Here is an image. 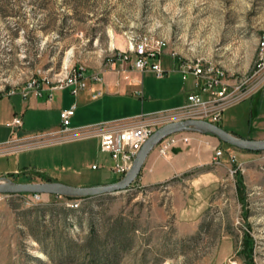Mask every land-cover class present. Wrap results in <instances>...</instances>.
<instances>
[{
    "label": "rangeland",
    "instance_id": "rangeland-1",
    "mask_svg": "<svg viewBox=\"0 0 264 264\" xmlns=\"http://www.w3.org/2000/svg\"><path fill=\"white\" fill-rule=\"evenodd\" d=\"M143 34L165 40L162 62L202 59L222 67L231 82H241L242 100L224 110L217 125L243 140L264 139V68L256 67L264 40V0H0V94L20 90L33 78L53 83L74 67L92 78L110 68L108 58L127 51L129 41ZM122 64L131 70L129 63ZM177 69L162 78L149 70L128 71L144 89L133 100L137 106L144 101L146 112L139 115L185 105L190 82ZM103 105L72 118L70 128L108 122L121 113L105 111ZM87 140L69 138L25 150L22 172L2 178L42 183L40 171L45 170L69 186L115 183L121 176L110 170V156L100 153L99 161L97 147ZM218 149V165L207 163L150 186L138 175L126 190L89 200L40 194L34 201L30 193L0 194V264H59L44 249L53 252L57 232L61 240L82 237L89 211L100 230L116 220L129 229L130 246L115 253L114 264H264V151L220 140ZM103 160L105 168L91 169ZM71 203L78 204L75 213L57 227L60 208ZM78 214L80 222L74 218ZM42 230L43 244L34 237Z\"/></svg>",
    "mask_w": 264,
    "mask_h": 264
},
{
    "label": "crops",
    "instance_id": "crops-1",
    "mask_svg": "<svg viewBox=\"0 0 264 264\" xmlns=\"http://www.w3.org/2000/svg\"><path fill=\"white\" fill-rule=\"evenodd\" d=\"M179 63L178 59L167 58L162 62V65L167 74L170 69L179 67ZM127 68H124V64H114L112 67L101 72V82L92 81V74L89 78L84 77L82 89L76 95L72 93L71 88H64L54 92H50L46 89L41 96L30 94L27 98H23L19 90H16L14 94H9L8 92L0 94V162L2 160L7 161V165L0 163V175H3L0 176V178L22 172L19 169L21 165L20 154L25 150L47 146L69 138H87L89 139L87 141L92 142L93 146L97 147L99 152L97 159L100 161V153L102 152L99 149L98 135L101 132L129 128L142 124H151L156 128L181 119V117L172 115L170 113L171 111L152 115H139L140 113L146 112L144 109V101L143 103H140L142 102L140 101L137 106L133 100H136V95L139 93L143 94L144 89L142 90L140 88V80L137 76H128V71H130V73L136 72ZM179 74L181 73L179 72ZM186 80L190 82V85L185 93V101L187 96L196 90L194 78L189 76ZM94 95L96 96L94 97ZM100 103L104 104L103 109L105 111L107 110L109 112L118 109L121 113H118V116H114L113 118H107L110 121L106 119L105 121L108 122L97 125H93L94 123H98L96 121L85 123L86 125L92 124V126L83 128H70L69 125V129L72 133L67 135L61 133L59 124V113L61 110L69 109L71 106L75 105L76 108L72 118L76 116L79 119V117H81V112L89 113L93 110L92 107L95 104ZM78 111L79 115L77 116ZM15 117L21 119V125L12 128L9 124ZM77 118L73 120L76 123ZM217 126L221 128L220 125ZM40 129H44L43 132L33 134ZM83 129L88 131L76 133ZM186 133L192 137V141L189 146L181 149L180 153H172L168 157L163 158L157 155L155 147L150 151L138 176V180H140L144 186H150L169 180L178 172L187 171L191 168L209 163L213 155V152L209 149V143L213 145L215 149L219 146V140L216 139V137L200 131L194 130ZM230 134L240 137L233 133ZM211 138L216 141L211 140ZM101 162L102 163H99L97 166L91 165V169L98 170L99 168H105V161L103 160ZM42 171L40 172L44 178L62 183L59 182L58 178L55 176L46 175L44 174L45 172Z\"/></svg>",
    "mask_w": 264,
    "mask_h": 264
},
{
    "label": "built area",
    "instance_id": "built-area-1",
    "mask_svg": "<svg viewBox=\"0 0 264 264\" xmlns=\"http://www.w3.org/2000/svg\"><path fill=\"white\" fill-rule=\"evenodd\" d=\"M165 46L166 43L163 38L153 35H138L129 41L127 51H119L113 54L112 57L107 59V64L112 67L116 63H129L130 69L135 72L143 73L149 70L157 78H162L166 74V70L162 65ZM259 48L256 67L258 71H261L264 68V40L260 41ZM178 60L180 62L178 70L182 75V79L186 80L189 76L193 77L196 90L187 96L186 103L182 108L170 112L172 115L181 117L177 121L203 120L216 125L220 121L224 110L242 100L241 82H231L222 67L202 59L179 57ZM83 79V68L74 67L53 83L45 81V79H30L19 91L23 98H27L30 94L41 96L46 89L54 92L64 88H71L72 93L76 95L82 89ZM91 80L101 82V73L93 76ZM15 92L16 90L14 89L8 91L9 94H14ZM75 108V105H73L69 109L61 110L59 113L61 133L65 135L72 133L69 125ZM20 125L21 119L19 117H15L9 124L12 128ZM155 130V127L151 124H142L101 132L98 135L99 149L102 153L110 156L112 160L110 170L122 178L129 170L138 151ZM83 131L88 130L83 129L76 133H83ZM191 141L192 137L186 132L173 133L161 139L155 149L157 155L164 158L172 154L173 148L183 149L189 146ZM221 156V150L215 148L209 163L218 165ZM232 162H234V159H232ZM39 198L40 194H33L34 201ZM77 206V203L69 204L71 208Z\"/></svg>",
    "mask_w": 264,
    "mask_h": 264
},
{
    "label": "water",
    "instance_id": "water-1",
    "mask_svg": "<svg viewBox=\"0 0 264 264\" xmlns=\"http://www.w3.org/2000/svg\"><path fill=\"white\" fill-rule=\"evenodd\" d=\"M194 130L216 137L222 142L232 145L238 149L252 152L264 151V139L253 141L243 140L207 121L191 119L181 120L165 124L156 129L138 151L126 174L115 183L75 187L58 182L15 183L7 180L6 178H0V194L30 193L81 198L124 191L137 178L146 157L161 139L173 133ZM180 152V148L172 149L173 154H178Z\"/></svg>",
    "mask_w": 264,
    "mask_h": 264
},
{
    "label": "trees",
    "instance_id": "trees-1",
    "mask_svg": "<svg viewBox=\"0 0 264 264\" xmlns=\"http://www.w3.org/2000/svg\"><path fill=\"white\" fill-rule=\"evenodd\" d=\"M44 182H55L51 179L44 178ZM120 178L117 179V181ZM116 181V182H117ZM32 195V194H29ZM67 200H89L92 197H63ZM35 210H38L35 208ZM51 213L54 209H50ZM61 217L57 220V227H63L66 224V217L69 213H75V210L71 207H61L60 208ZM88 230L87 232L79 238H68L61 240V232L55 233V239L51 240L53 245V252L51 253L47 249H44L45 254L48 256L49 260L59 263V264H114L117 261L116 252L118 250L128 249L130 246V241L127 238L126 232L129 231L125 224H122L119 220L114 221L112 224H104L101 230L97 227L94 222L91 212H88ZM76 221L80 222V214L74 215ZM51 221L54 219L51 218ZM51 221L49 223H51ZM127 230V231H126ZM114 232L113 236L110 238L109 233ZM40 235H34L36 241L43 244V237L45 236V231L39 232ZM43 236V237H42ZM248 241L245 240L244 243ZM243 243V246H244ZM246 245V244H245ZM248 248V247H247ZM245 249V248H244Z\"/></svg>",
    "mask_w": 264,
    "mask_h": 264
}]
</instances>
